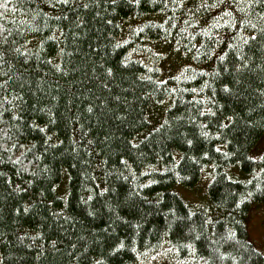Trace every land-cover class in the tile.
<instances>
[{"label": "trees", "instance_id": "1", "mask_svg": "<svg viewBox=\"0 0 264 264\" xmlns=\"http://www.w3.org/2000/svg\"><path fill=\"white\" fill-rule=\"evenodd\" d=\"M263 134L264 0H0V264H264Z\"/></svg>", "mask_w": 264, "mask_h": 264}, {"label": "rangeland", "instance_id": "2", "mask_svg": "<svg viewBox=\"0 0 264 264\" xmlns=\"http://www.w3.org/2000/svg\"><path fill=\"white\" fill-rule=\"evenodd\" d=\"M260 137L261 138L259 139L260 141L258 142L257 146H254L250 152V154L254 157L258 156L264 151V134ZM196 194L195 191L189 189L181 191V195L185 197L189 203H195L197 201ZM198 196L200 198L204 196L202 191L198 192ZM246 224L249 239L264 254V202L251 206Z\"/></svg>", "mask_w": 264, "mask_h": 264}]
</instances>
